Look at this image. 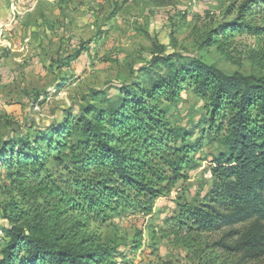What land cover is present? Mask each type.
Returning <instances> with one entry per match:
<instances>
[{"label": "trees", "instance_id": "trees-1", "mask_svg": "<svg viewBox=\"0 0 264 264\" xmlns=\"http://www.w3.org/2000/svg\"><path fill=\"white\" fill-rule=\"evenodd\" d=\"M228 1L232 14L239 4L238 17L215 31L210 46L234 31L253 32L245 14L264 4ZM117 89L119 96L100 102L105 108L91 105L69 115L46 136L0 143V176L7 173L27 204L26 211L7 217L12 227L4 230L9 242L0 241V264H111L118 254L124 259L131 250L117 253L86 230L129 207L152 216L155 200L179 182L178 212L161 229L164 239L201 250L205 236L248 223L226 235L235 241L217 246L240 255L241 262L264 261V77L228 75L169 55L153 59L141 82ZM186 91L207 103L208 136L226 150L213 158L212 190L194 204L182 196L187 172L198 168L191 156L196 145L171 126L164 108ZM130 246L139 249L135 242Z\"/></svg>", "mask_w": 264, "mask_h": 264}, {"label": "rangeland", "instance_id": "rangeland-1", "mask_svg": "<svg viewBox=\"0 0 264 264\" xmlns=\"http://www.w3.org/2000/svg\"><path fill=\"white\" fill-rule=\"evenodd\" d=\"M230 3L0 0V143L21 137L34 140L48 135L69 115L79 116L88 106L105 108L107 104L100 102L119 96V86L141 82L143 70L150 68L156 57L180 55L228 75L264 77V32L260 30L264 29V4L245 14L253 32L234 31L220 38L221 47L210 46L215 31L238 17L239 4L232 14ZM97 96L100 101L92 102ZM206 106L193 91L182 93L176 104L164 105L171 126L196 145L191 156L198 168L187 172L182 196L191 204L209 195L214 185L210 172L213 158L226 152L208 136ZM11 183L4 172L0 176L2 245L9 242L4 230L12 227L7 217L27 209ZM182 187L179 182L170 195L155 200L152 216L129 207L113 213L105 224H92L86 232L117 253L131 250L124 259L118 254L111 264H204L208 259L212 260L209 264H264L241 262L240 255L217 246L221 241H235L226 235L247 228L248 223L205 236L201 250L195 252L184 243L164 239L161 229L178 212L175 199ZM13 201L16 206H11ZM134 242L138 250L131 248Z\"/></svg>", "mask_w": 264, "mask_h": 264}]
</instances>
